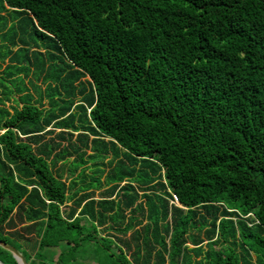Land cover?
<instances>
[{
	"label": "trees",
	"instance_id": "16d2710c",
	"mask_svg": "<svg viewBox=\"0 0 264 264\" xmlns=\"http://www.w3.org/2000/svg\"><path fill=\"white\" fill-rule=\"evenodd\" d=\"M7 12L22 19L0 64L1 243L28 264H264V0Z\"/></svg>",
	"mask_w": 264,
	"mask_h": 264
},
{
	"label": "rangeland",
	"instance_id": "374dc122",
	"mask_svg": "<svg viewBox=\"0 0 264 264\" xmlns=\"http://www.w3.org/2000/svg\"><path fill=\"white\" fill-rule=\"evenodd\" d=\"M21 19H22V17H20V15L18 13H15V12H7V13H3V15H2V13H0V64L3 65V66L8 64L9 62H8V60L5 61V62L3 61L2 53L8 52L9 49L11 48V46H12V42L10 40L12 31L10 30V32H9V29L11 28V26H13L16 22H19ZM5 22L8 23L7 26H5ZM31 32H32V26L26 27V31H25L26 35H25L24 42H23V43H25V46L27 48H29L30 50H33V47H34L35 43H37V47L36 48L34 47V49H37L38 51L41 52V51H43V48L46 47V44L48 42L51 43L50 41L43 42V38L42 37H35V38L33 37L34 38L33 41H35V42L31 41L30 38L28 37V35ZM5 33H7V34L5 35ZM61 59H62V62L65 61L64 58H61ZM37 62L38 61L36 60V67L31 68L33 71H31V77H30V79H32L35 83L37 81L41 80V73H42V71L40 70V66L38 65ZM44 63L46 64V66L49 64V63H46V60H45ZM13 64H16L19 67V68L14 67L15 69H11L12 66H10V68H9L10 71L11 70H15L19 74V75H17L15 77L16 83L14 85L16 86L18 83H23L24 82V78H23L24 77V72L22 71V68L24 67V64L23 63H21L20 65H18V63H13ZM61 65H63V63H61ZM45 69H46V67H45ZM27 86L29 87V89H31V91H33L32 93L36 94L37 90H34L33 85H31V84L28 85L27 84ZM43 88H44V86H43Z\"/></svg>",
	"mask_w": 264,
	"mask_h": 264
},
{
	"label": "water",
	"instance_id": "95a60500",
	"mask_svg": "<svg viewBox=\"0 0 264 264\" xmlns=\"http://www.w3.org/2000/svg\"><path fill=\"white\" fill-rule=\"evenodd\" d=\"M0 246L4 248L5 250L9 251L13 255V257L16 259L18 264H28L24 256L18 250L14 249L13 247L7 244L1 243V242H0ZM0 264H4V263L0 261Z\"/></svg>",
	"mask_w": 264,
	"mask_h": 264
},
{
	"label": "built area",
	"instance_id": "2783aa9c",
	"mask_svg": "<svg viewBox=\"0 0 264 264\" xmlns=\"http://www.w3.org/2000/svg\"><path fill=\"white\" fill-rule=\"evenodd\" d=\"M172 203L179 206V201H178V198L176 196H174V200L172 201Z\"/></svg>",
	"mask_w": 264,
	"mask_h": 264
}]
</instances>
